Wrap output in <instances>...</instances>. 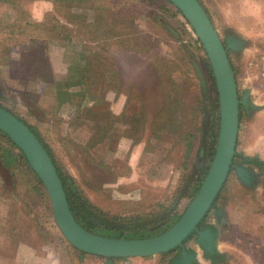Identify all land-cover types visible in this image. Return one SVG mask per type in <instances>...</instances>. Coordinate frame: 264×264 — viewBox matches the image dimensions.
<instances>
[{
  "label": "rangeland",
  "instance_id": "374dc122",
  "mask_svg": "<svg viewBox=\"0 0 264 264\" xmlns=\"http://www.w3.org/2000/svg\"><path fill=\"white\" fill-rule=\"evenodd\" d=\"M197 1L221 38L232 33L245 42L238 53L227 52L238 97L248 92L255 107L243 109L235 149L262 162L244 169L245 185L233 168L228 171L213 201L216 210L203 223H212L215 230L220 256L215 264H264V0ZM94 2L111 17L119 13L121 36L106 31L97 39L76 30L82 38L72 37L60 48L62 42L48 44L42 28L29 22H40L50 5L65 2L0 0V15L6 13L0 19L7 24L0 27V108L35 132L61 176L71 180L98 218L109 222L94 228L97 234L134 239L148 234L152 218L160 217L158 227L173 224L188 195L199 188L197 168L204 159L197 153L207 148L215 130L217 96L206 76L205 54L172 4ZM111 25L103 24L107 29ZM63 53L79 59L97 54L99 64L95 60L93 67L101 79L83 98L62 108L56 92L65 79ZM93 122L103 127L96 130ZM23 159L0 134V223L10 219L9 225L21 236L25 233L28 242L46 244L49 264H170L174 252L121 260L78 256L56 228L44 188L24 171ZM25 209L38 221V234L24 226ZM194 240L184 245L195 253L192 264H211Z\"/></svg>",
  "mask_w": 264,
  "mask_h": 264
},
{
  "label": "water",
  "instance_id": "95a60500",
  "mask_svg": "<svg viewBox=\"0 0 264 264\" xmlns=\"http://www.w3.org/2000/svg\"><path fill=\"white\" fill-rule=\"evenodd\" d=\"M167 1L188 23L205 54L217 96L218 128L213 156L199 188L180 217L159 235L143 239H120L95 235L82 229L68 211L61 183L47 152L22 122L0 108V133L23 156L29 169L40 180L54 224L63 239L69 246L86 255L119 259L148 258L174 249L193 231H196L195 244L201 255L205 257L218 254L216 235L208 228L197 231L196 226L227 175L238 127V105L244 110L255 109L248 100V92L244 91L238 97L226 56V51L238 53L245 42L232 33H227L221 38L197 0ZM235 171L237 179L242 184L249 182L248 174L243 168L237 167ZM194 254L181 251L178 258L170 264H192L195 261Z\"/></svg>",
  "mask_w": 264,
  "mask_h": 264
},
{
  "label": "trees",
  "instance_id": "16d2710c",
  "mask_svg": "<svg viewBox=\"0 0 264 264\" xmlns=\"http://www.w3.org/2000/svg\"><path fill=\"white\" fill-rule=\"evenodd\" d=\"M62 1L65 2L66 5H64V3L57 4V5L55 3H53V5H50V9H49V11H47L48 15L46 14L45 19H43V18L40 19V22H37V21L33 22L32 20H30V22H29V24H31L32 26L42 28V30L45 33L44 39L46 38L48 44L51 45V43L62 42V45H60V48H63L65 42L71 41L72 37L75 39H81L82 38V36L80 37L81 34H79L76 30L87 33L90 36L93 35L92 37H94V38H97V36L101 35L102 32L106 33V31H110L111 35H113V36H115L116 34L121 32V30L117 26L118 25L123 26L124 20L119 19V13H116V15L114 13L111 17L104 10H97L93 6L95 4L94 0H84L81 5H77V6H75V3H73V4L71 3V2H74L76 0H62ZM165 1H167V0H165ZM8 2L13 4L12 1H7L6 3H8ZM168 3H170V2H168ZM84 10L86 13L83 12ZM174 11L178 15H180L177 10L174 9ZM90 13H91L90 17L87 18L88 14H90ZM5 14L6 13H2L0 15L1 19H2V15H5ZM1 19H0V27L6 26L7 25L6 22H3V20H1ZM183 21H184V19H183ZM107 22L112 24L108 29L103 26V24H105ZM185 23L188 25V23L186 21H185ZM2 29H3V27H2ZM47 35H49V37ZM120 36H121V33H120ZM195 42L199 45V48H200L201 46H200V43L198 42L197 39ZM96 55L97 54L91 53L90 56H87L86 58L82 57L81 59H79L77 56L71 55L69 57L68 55H66V53L62 54V64L65 66V68H64L65 69V72H64V78L65 79H64L61 87L56 92V95H57L56 99L58 101V102L57 101L56 102L62 104V108L66 105H70V102H73L74 98H77V99L83 98L86 95V92H88V90H90L89 88L92 87L93 81L95 79H97V80L101 79L100 73L98 72L97 74H95L97 70H94V67H93L95 64L94 63L95 60H96V64L98 63L97 59H96L98 57V55L97 56ZM226 56L228 58L227 51H226ZM231 67H232V65L230 64L229 68L232 70ZM206 68H207L206 76L208 78V81L212 82L213 87H214V82H213L211 74H210V70H209L210 67L208 65V62H207ZM96 75H98V77H95ZM198 81L200 82V80H198ZM233 82H234V78H233ZM214 89H215V87H214ZM215 104H217L216 101H215ZM214 108H215L214 112H215V116H216V119H215V121H216L215 122V130H216L217 125H218V107H217V105ZM237 109H238V122H239V120L241 119V115L243 113V108L240 105H238ZM109 120H111V118L108 117V119L106 121L109 122V124H110ZM19 121L22 122L28 128V131L31 134H33V136L36 138V140L39 142V144L43 148L44 145L40 143L35 132L33 130H31V128L25 122H23L21 120H19ZM102 125L103 124H100V122H93L92 128L95 126V129L99 130L100 128L103 127ZM87 128H88L87 130L91 129V127L90 128L87 127ZM215 130L209 136L208 144H206L207 148H205V146H204L201 149L202 152L200 150L197 153L198 154L197 157L202 156L204 159L203 162H201L200 167L197 168V170H199V175L201 177L199 179V184H201V182H202V180H203V178H204V176L208 170L209 164H210L212 156H213L214 147H215V144H214V142H215ZM1 135L3 137H5L3 134H1ZM181 135L183 136V133H181ZM235 140H234V147H233V155H232V158H231V161L229 164L228 171L230 169H232V166L234 165L233 162H235V161H237V165L258 166V165L262 164V162L258 161L256 158H249V157H246L242 154L237 153L236 149H235L236 148V141ZM184 147H185V150L187 151L186 144H184ZM188 148H189L188 151H190V145L188 146ZM44 150L47 152L49 159H50V161H51V163H52V165L56 171L57 177H58V179L61 183L62 189H63L62 192H63L64 199H65V202H66L67 207H68V211H70L74 221L82 229H84L85 231H87L89 233L95 234V235H97V233L94 231L95 230L94 228H97V226H101V227L107 226V225L110 226V224H109V222H107V220H104L102 218H98L96 214H91V211H93V210L91 209L90 205L77 195V193H76L77 189L74 187L71 180L69 178L64 177V176H61V174L59 173L55 164L53 163V161H52V159L48 153V150H46V149H44ZM23 162H24V168H23L24 171H26V173L30 172L32 174V176H34V178H36L37 181L40 182V180L36 177V175L29 169L25 160ZM225 179H226V177H225ZM225 179H224L222 185L225 183ZM197 189H198V187L195 188V190H193L192 193L188 195V200L191 199V197L193 196L195 191H197ZM213 201H214V199L212 200V202L208 206L209 208L207 209V211L203 215L202 219L197 224L196 229L201 227L202 222L204 221V219L207 216V214L209 213V211L215 209V207L213 206ZM18 209H20V208H18ZM90 209H91V211H90ZM22 214H23V217L26 219V221H25L26 223L24 224V226L26 228L30 227V229L35 230V234H36V232L38 234L39 232H38L37 228L35 227L37 225V222H38L36 220V218L32 217V214H30L26 209L24 210V212H22ZM17 218H18L19 223L23 222V219L20 216H17ZM159 220H160V217H159V219L158 218L157 219L152 218L151 221L148 222V224H147L148 227H146V231L148 232V234L147 235L144 233L139 234V236L134 238V239H143V238H148V237H153V236L159 235V233L163 232L166 228H168L170 226V224H172V222H171L170 224H165V225L163 224L162 227H160V226L158 227L157 225H158ZM9 221H10V219H5V218L2 219V221L0 223V235L7 236L11 232L16 230L17 227L15 225L10 226ZM139 227H141V225ZM114 228H116V227H114ZM118 228L120 229V227H118ZM40 230H41V227H40ZM22 235L24 236L25 233H23ZM191 235H193L192 232L185 239H183L181 243L188 240L191 237ZM38 237H39V239L41 238L40 236L36 235L37 239H38ZM110 238L123 239L124 237L122 236L121 233H118L117 236H112ZM66 245L72 251L76 252L78 254V256H81L84 254L83 252L75 250L74 248L69 246L67 243H66ZM178 246H176L172 250L170 249V250H167L163 253H160V254H158V256H162L163 254L168 253V252H174L178 249ZM90 257L94 258V259L103 258L101 256H98V257L90 256ZM104 258L109 259V260H115V259H111L109 257H104ZM205 258L208 259L211 264H215V263L219 262V260H220V257L218 254L206 255ZM116 260H121V259L117 258Z\"/></svg>",
  "mask_w": 264,
  "mask_h": 264
},
{
  "label": "crops",
  "instance_id": "0c3cea01",
  "mask_svg": "<svg viewBox=\"0 0 264 264\" xmlns=\"http://www.w3.org/2000/svg\"><path fill=\"white\" fill-rule=\"evenodd\" d=\"M45 246L44 243L28 242L25 235L16 231L7 236L0 235V264H49Z\"/></svg>",
  "mask_w": 264,
  "mask_h": 264
},
{
  "label": "flooded vegetation",
  "instance_id": "af4514ba",
  "mask_svg": "<svg viewBox=\"0 0 264 264\" xmlns=\"http://www.w3.org/2000/svg\"><path fill=\"white\" fill-rule=\"evenodd\" d=\"M5 110V109H4ZM6 111V110H5ZM8 112V111H7ZM11 114V113H10ZM13 115V114H12ZM14 117H17V116H15V115H13ZM22 121V120H21ZM53 161V160H52ZM260 165H258L257 167H259ZM237 167H241V168H243V169H245V170H247V167L249 168V167H251V166H249V165H237V166H232V168L234 169V171H235V169L237 168ZM253 167V166H252ZM235 173H236V171H235ZM216 212V215H218V213H217V211H215ZM91 214H95V212L93 211V212H91ZM206 228H208V229H210V231H211V233L212 234H214L215 233V230L212 228V223H210V224H206V223H203L202 222V225H201V227H199V228H197L196 230L197 231H202L203 229H206ZM193 233V235H191V237H195V239H196V237H197V235H196V231H193L192 232ZM191 237L188 239V240H190L191 239ZM188 240H186L185 242H187ZM195 241V240H194ZM185 242H183V243H181L179 246H178V249L176 250V251H174V256L172 257V258H170V260H169V263H172L173 261H175L177 258H178V256H179V253L181 252V251H184L186 254H191L192 252L188 249V248H186L184 245H185ZM220 257V256H219Z\"/></svg>",
  "mask_w": 264,
  "mask_h": 264
}]
</instances>
